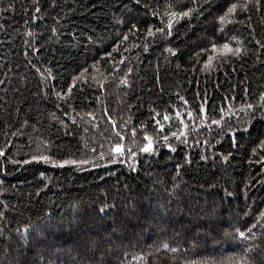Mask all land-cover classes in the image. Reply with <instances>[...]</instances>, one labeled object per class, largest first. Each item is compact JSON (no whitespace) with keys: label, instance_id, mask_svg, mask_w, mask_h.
<instances>
[{"label":"trees","instance_id":"1","mask_svg":"<svg viewBox=\"0 0 264 264\" xmlns=\"http://www.w3.org/2000/svg\"><path fill=\"white\" fill-rule=\"evenodd\" d=\"M0 153V264H264V0H0Z\"/></svg>","mask_w":264,"mask_h":264},{"label":"snow or ice","instance_id":"2","mask_svg":"<svg viewBox=\"0 0 264 264\" xmlns=\"http://www.w3.org/2000/svg\"><path fill=\"white\" fill-rule=\"evenodd\" d=\"M259 2H260V0H256L257 4H259ZM246 7H247V5H245V8ZM236 8H237V5L236 4H232L229 7V9H228V13L235 12ZM192 11H193L192 9H189L187 12L180 13V15L181 16H188ZM172 15L175 16L176 14L173 13ZM220 19L223 21L224 17L221 16ZM168 27L171 28V22H169ZM157 31H162V30L161 29H157ZM149 35H152L151 29H149ZM223 47L225 49H228L229 51H231V49L229 48V45L225 44ZM213 48L215 49V45H213ZM237 51H239V50H237ZM69 91H71V89H69ZM57 95H60V94L57 93ZM249 107H252V105H249ZM177 115H179V113H177ZM165 119H168V117L165 116ZM173 135H175V134H173ZM145 139L148 141V143L144 146L142 151L145 152V153L154 152L151 138L150 137H145ZM164 139L167 140V137H164ZM113 150L116 153L123 154L122 146L120 144H117ZM0 155H2V153H0ZM133 155H135V153H133ZM32 159L35 160V161H44L45 163H52L54 166H58V167H64L65 165H74V166L79 167V166H81V165H83L85 163H88V161H85V160H75V159H64V160H61V161L57 162V161L53 160L50 156H46V155L33 156ZM225 159H227V157H225ZM104 211H105L104 208L100 209V212H104ZM239 235L241 237H243L244 236V232H240Z\"/></svg>","mask_w":264,"mask_h":264}]
</instances>
